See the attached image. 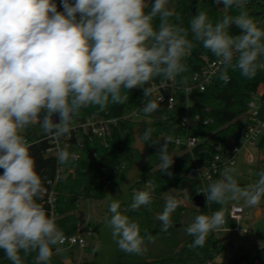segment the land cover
I'll return each instance as SVG.
<instances>
[{
    "label": "clouds",
    "instance_id": "obj_1",
    "mask_svg": "<svg viewBox=\"0 0 264 264\" xmlns=\"http://www.w3.org/2000/svg\"><path fill=\"white\" fill-rule=\"evenodd\" d=\"M167 3L60 0L63 11H58L54 0H0V249L12 264H24L31 253H36L35 264H49L53 247L64 242L54 219L37 202L45 189L20 130L39 122L46 133L59 138L70 132V121L81 108L94 105L103 111L109 103L124 104L130 90L137 87L148 97L151 89L145 85L154 78L172 80L185 72L183 60L193 43L187 38L189 29L170 22L174 11ZM213 3L241 11L213 24L198 7L189 21L194 39L219 58L225 69L221 80H228V68L254 78L258 69H264V30L243 11L245 0ZM156 18L158 27L153 23ZM233 25L240 34L229 33ZM158 108L155 100H146L141 110L150 115ZM152 133L151 127L137 131L132 147L142 152ZM170 141L171 137L165 138L156 154L161 171L171 177ZM75 158L67 149L57 154L61 164ZM234 173V168L226 167L222 178L208 186L203 193L207 205L240 198L249 206L260 203L264 170L247 187L238 184ZM107 196L111 215L106 223L118 249L141 254L145 237L139 225L121 214L123 201ZM151 201L150 192L138 191L127 207L136 211ZM178 206L175 198L166 199L163 212L156 217L163 231L172 226L170 216ZM224 222L222 210L197 215L185 229L194 238L190 246L202 247L207 234Z\"/></svg>",
    "mask_w": 264,
    "mask_h": 264
},
{
    "label": "trees",
    "instance_id": "obj_2",
    "mask_svg": "<svg viewBox=\"0 0 264 264\" xmlns=\"http://www.w3.org/2000/svg\"><path fill=\"white\" fill-rule=\"evenodd\" d=\"M174 1L176 6L173 9L174 16L170 18V22L189 29L187 38L193 43L190 55L183 60L187 70L175 77L177 85L183 86L190 84L193 74L202 67L201 56L217 59L211 51L203 47L202 42L194 39L190 31L189 21L196 14L197 8L199 7L201 11H205L213 24L222 20L224 16H236L241 10L233 8L229 13H223L213 2L201 0ZM148 10L150 9H146V11ZM247 14L255 21L254 15L248 12ZM153 23L154 27H158L159 18H156ZM260 29L264 30V28ZM229 33L238 35L240 30L233 25L229 29ZM223 72H225L224 68ZM226 75L230 78L228 82H224L219 76L204 92L194 91L189 95L197 101L196 105L190 107V115L192 117L200 115L203 121H208L207 125L199 124L189 129L181 126V118L186 114V95L184 92L178 93L177 104L172 110L153 98H147L146 100H155L159 108L154 114H144V118L140 121L122 119L136 110L143 102L144 97L139 87L130 90L128 93L129 98L124 104L109 103L103 111L94 105L81 108L70 122H83L91 115L117 118L119 121L112 128V136L108 147H105L98 139L92 142L86 141L80 161L69 160L62 164L65 167L75 169L74 177L63 178L56 186L58 194L56 212L58 217L54 221L63 235L75 234L77 227L82 223L75 216V213L79 210L78 206L81 199L106 200L104 192L116 193L119 185L123 183L128 169L141 159L140 154L132 149L135 127H138V131H142L146 127L153 129L151 140L145 145L149 163L142 168V171L149 173L150 177L139 182L134 189L150 192L152 201L149 205L142 206L136 211H132L128 207L123 208V213L139 225L141 236L145 237L142 247L173 229L178 230L182 226L181 213L184 210L183 206L179 205L177 207L176 219L172 220V226L167 231L162 230V222L156 219L165 207L161 198L162 195L172 188H180L183 181H190L192 194L194 196L198 194L201 188L200 182L189 177V174L193 172L191 165L193 156H199V149L201 148L207 153L212 152V143L222 142L229 145L232 139H236L240 131L237 120L245 114L251 95L260 85H264V69H258L256 76L252 79L242 77L238 70L233 71L231 68L226 70ZM164 80L156 77L152 81L161 82ZM36 126L28 125L26 126L27 131L20 134L31 143L28 150L34 158L36 171L40 175L45 189L48 186L47 183L55 179L58 162L54 158L45 156L49 143L42 139L45 131L42 129L41 124L38 125L39 129ZM179 136L205 139V143L199 149L194 150L192 154L183 152V148L177 149L173 141ZM167 137H171L168 144L169 154L173 156L174 152L178 153L171 168L174 173L171 177L161 171L159 167L160 160L156 154L159 145L163 144ZM153 141H156L157 145H151ZM262 147H264V143H262ZM69 152H77L76 147L73 146ZM93 152H96V157H93ZM262 170L264 169H259L258 172ZM2 173L3 169H0V174ZM239 185L247 187L244 184ZM134 195L135 193L132 194V196ZM262 198L264 199V197ZM37 202L42 207L44 206L43 198H40ZM221 206L215 203L210 206L206 204L205 208L200 211L211 215L212 212L220 210ZM86 227L95 230L88 223ZM149 235L152 237L151 240L146 238ZM193 239L191 236L188 241H178L170 253L159 258L145 253L128 254L119 250V264H233V260L225 259L226 248L213 233L207 234L202 247H191ZM96 250L97 247H90L86 251L95 255ZM259 252L264 264V248H261ZM35 255L36 253H31L24 259V264H35ZM219 259L220 261H218ZM0 264H12L2 249H0ZM49 264L64 263L57 256L52 255ZM85 264H95V260L93 259Z\"/></svg>",
    "mask_w": 264,
    "mask_h": 264
},
{
    "label": "built area",
    "instance_id": "obj_3",
    "mask_svg": "<svg viewBox=\"0 0 264 264\" xmlns=\"http://www.w3.org/2000/svg\"><path fill=\"white\" fill-rule=\"evenodd\" d=\"M205 2H213V0H201ZM55 3H59V0H54ZM152 2V0H149ZM217 6V5H216ZM217 8L223 13H229L233 8H224L222 5ZM264 0H245L243 10L248 12L255 17V23L259 28H264ZM58 11L60 8L58 6ZM202 67L193 74L192 82L188 85L179 86L176 83L175 78L172 80H164L161 82L150 81L145 87L151 89V94L148 97H144L143 89L140 88V92L144 97L141 105L134 110L131 114L123 117L122 119L131 121H140L144 118L142 112L143 103L147 98H153L157 102L164 104L168 109L172 110L177 104V95L179 92H184L186 95V114L181 118V126L185 129H189L192 126L199 124L207 125L208 121H203L200 115L192 117L190 115V107L196 105L197 101L191 98L189 95L194 91L204 92L213 81L220 76L223 72V66L220 63L219 58L211 59L208 56H201ZM228 76V75H227ZM228 80L224 82H228ZM263 97H264V85H260L257 90L251 95L250 101L247 105L245 114L237 120L239 126V134L236 139H232L229 145H225L222 142L212 143L213 151L207 153L204 149H199L204 143L205 139L190 137V136H179L173 141L177 149L183 148V152L193 153L194 150L199 149V156H193L192 168L193 172L189 174L190 178L198 180L201 184V188L197 195L204 194L208 186L218 179L222 178V173L227 167L229 169H235L234 176L245 177L248 179L252 178L254 173L253 167L257 163L256 155L251 151L252 148L264 149L262 143H264V119L261 117L263 110ZM119 119L117 118H106L91 115L85 121L79 123L70 122V132L59 138L53 134L44 133L43 140L48 141L49 146L45 151V156L48 158H54L58 162L57 154L60 150L67 149L68 151L75 146L77 152L75 153L76 158L70 159L74 162H78L82 159V150L86 141L92 142L98 139L102 142L105 147H108L109 141L112 136V128L117 124ZM35 124H39L35 123ZM27 146L31 144L27 139ZM243 153V154H242ZM242 155V156H241ZM96 152H93V157H96ZM264 156H259V160H262ZM239 165L247 166L248 170L243 171L238 167ZM75 176V169L72 167H65L58 162V168L54 180L47 183V187L42 195L43 208L50 217L54 220L58 217L56 212V204L58 194L56 192L57 183L68 177ZM141 190H134L136 193ZM244 210L240 206H232L229 209V216L232 220L240 223ZM87 223H81L73 235H63V244L58 245L60 250H72L78 249L80 251V261L87 253V249L90 247H98L99 236L95 230L86 227ZM224 225V224H223ZM223 225L213 231L216 236L219 233L226 231ZM235 232H241L239 228L234 230ZM244 234H248L247 230L242 231ZM57 252L53 248V255L56 256ZM69 264H85L74 262V258L68 260ZM64 263V262H63ZM66 264V262L64 263Z\"/></svg>",
    "mask_w": 264,
    "mask_h": 264
},
{
    "label": "rangeland",
    "instance_id": "obj_4",
    "mask_svg": "<svg viewBox=\"0 0 264 264\" xmlns=\"http://www.w3.org/2000/svg\"><path fill=\"white\" fill-rule=\"evenodd\" d=\"M70 2L74 3V0H70ZM58 6L60 11H63V8L60 6V0ZM175 6L174 0H168L166 5L167 8L173 10ZM261 117L264 119V109L261 112ZM32 125H37V129L40 128L38 126L39 124ZM26 131L25 127L20 130V133H25ZM251 151L257 157V163L251 167L254 173L251 179L234 176L238 184H244L246 186L254 184L259 179L257 175L258 170L264 169V158L262 160L258 159L259 156H264V149L256 147L252 148ZM177 155L178 153L174 152L172 157L175 159ZM238 168L243 171L248 170V167L243 165H239ZM168 197L175 198L178 201V205L184 207L181 213L182 226L178 230L173 229L160 238L145 244L142 253L146 255L157 258L167 255L173 250L174 245L178 241H188L191 238V236L186 233L185 229L194 221L197 215H208L207 213L201 212V209L193 205L192 197L183 192L180 188H172L165 192L161 197L164 204ZM233 205L240 206L244 210L243 219L240 223L232 220L229 216V209ZM78 209L79 212L88 214L90 221L98 222L109 214V206L106 200L81 199ZM220 210L224 213L225 222L223 228L226 229V231L217 234L216 237L226 248L225 259L233 260V264H263L259 250L264 248V199L261 198L260 203L255 206L247 205L243 198L234 201L228 200L221 206ZM177 214L178 209L176 208V210L171 213V221L176 219ZM236 228H239L241 232H235L234 230ZM243 230H247L249 233L244 234L242 232ZM212 233L213 231L209 232L208 235ZM56 256L61 261H66V264H69V261L66 260L67 258H74V262L78 261L79 263H89L93 259L95 260V255L87 252L80 261V251L76 248L68 251L59 250ZM218 261H220V259Z\"/></svg>",
    "mask_w": 264,
    "mask_h": 264
},
{
    "label": "water",
    "instance_id": "obj_5",
    "mask_svg": "<svg viewBox=\"0 0 264 264\" xmlns=\"http://www.w3.org/2000/svg\"><path fill=\"white\" fill-rule=\"evenodd\" d=\"M88 107V106H87ZM55 122H58V117H53ZM73 119V118H72ZM138 131V127H135L133 130L134 143H135V133ZM133 143V144H134ZM134 151H137L141 159L133 164L127 171L126 177L122 184L119 185L116 193H111L110 191H105L106 201L108 206L110 205L108 194H111L114 198H118L123 201L120 212L122 215L127 216L123 213V208L127 207V204L130 202L133 191L139 182L145 181L150 177L149 173L143 172L142 168L149 163V157L147 155V148L144 146L143 151L141 152L137 148H133ZM180 189L192 197V203L198 209H204L206 206L205 198L202 195H193L191 191V182L183 181L180 185ZM111 215L110 209L107 217L103 218L100 221H90L89 215L77 211L75 216L82 223H88L92 225L99 236V244L95 254V264H119V249L116 245V242L112 238V233L110 228L107 226V218ZM128 217V216H127Z\"/></svg>",
    "mask_w": 264,
    "mask_h": 264
},
{
    "label": "crops",
    "instance_id": "obj_6",
    "mask_svg": "<svg viewBox=\"0 0 264 264\" xmlns=\"http://www.w3.org/2000/svg\"><path fill=\"white\" fill-rule=\"evenodd\" d=\"M69 259H70V258H69ZM69 259L67 258L66 260H69ZM62 262H64V263H65L66 261H62Z\"/></svg>",
    "mask_w": 264,
    "mask_h": 264
}]
</instances>
